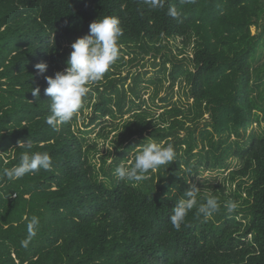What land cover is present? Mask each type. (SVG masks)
<instances>
[{"label": "trees", "instance_id": "1", "mask_svg": "<svg viewBox=\"0 0 264 264\" xmlns=\"http://www.w3.org/2000/svg\"><path fill=\"white\" fill-rule=\"evenodd\" d=\"M103 16L120 20V57L89 86L98 101L88 124L126 113L132 118L115 142L113 166L105 170L101 158L97 173L90 147L73 130L90 94L70 122L53 130L44 89L45 77L66 68L71 43ZM177 39L182 48L172 55L169 43ZM263 49L264 0H164L162 9L143 0H0V172L25 152H47L52 160L51 171L0 179V264H264V134L246 137L264 124V64L253 66ZM161 50L167 52L161 64L150 65L163 76L147 82L154 85L151 102L168 83L169 94L160 99L168 105L161 114L167 127L148 117L140 86L146 72L131 70L145 56L154 62ZM41 62L47 69L38 74L34 66ZM177 85V96L192 102L187 108L172 102ZM206 115L209 122L198 129ZM149 142L172 144L176 161L139 182L117 179L120 162ZM230 158L239 162L229 173L236 182L231 198L220 195L221 185L195 186L198 202L211 192L219 210L205 218L194 208L179 230L173 228L169 218L192 188L189 175L201 164L226 170ZM230 200L238 204L231 213ZM33 216L37 234L25 248L21 241Z\"/></svg>", "mask_w": 264, "mask_h": 264}, {"label": "clouds", "instance_id": "2", "mask_svg": "<svg viewBox=\"0 0 264 264\" xmlns=\"http://www.w3.org/2000/svg\"><path fill=\"white\" fill-rule=\"evenodd\" d=\"M150 9H162L164 0H143ZM168 14L178 19V13L169 9ZM120 20L114 16H103L89 24V33L77 38L71 43V51L66 60V68L57 71L53 77H45L47 87L45 95L51 98L49 104L50 114L46 123L53 129L59 130V126L70 122L74 115L81 109L83 98L90 90V85L102 81L105 74L118 61L120 57L119 38L122 35ZM38 74H43L47 69L44 62L35 66ZM32 95L38 96L39 86L32 88ZM29 143L26 145L28 146ZM177 153L172 144L163 146L155 142L144 144L130 161V166L120 165L114 175L117 179L127 182H139L146 179L150 171H156L160 166L170 165L176 161ZM40 170L51 171L52 160L47 152H25L21 154L19 161L11 168H5L0 172V179L6 178L15 181L26 174H35ZM201 190L193 186L184 192L172 209L170 223L176 230L181 228L186 216L196 208V215L205 218L212 217L220 204L218 199L208 192L204 202H198ZM238 207L234 201H228L227 211L233 212ZM39 219L33 216L27 223V238L21 241L22 247H27L29 242L37 234Z\"/></svg>", "mask_w": 264, "mask_h": 264}, {"label": "rangeland", "instance_id": "3", "mask_svg": "<svg viewBox=\"0 0 264 264\" xmlns=\"http://www.w3.org/2000/svg\"><path fill=\"white\" fill-rule=\"evenodd\" d=\"M251 32L252 34L256 33V30L254 27L251 29ZM169 48L171 49L170 52L172 53V55H175V53L178 52V50L182 48L181 41L179 39L175 41H171L169 43ZM165 53H167L165 50H161V52L157 55V59L154 62L152 59L153 58L152 55L145 56L144 61L140 63V64L143 63L145 65V67L143 68H141L140 64L138 65L137 63H133L131 67V70L135 74L139 73L143 75L146 72V75L142 76V79H144V83L140 85L141 92H142V98L145 101L149 100L148 104L150 107H148L149 112L147 111V113L150 115L148 117L154 120V122H156L158 126L162 125L163 127H167V121L166 122L162 121V119L165 117H161V114H163L164 107L166 108V106L168 105L167 104L164 105L160 99L164 98L165 96L169 94V91L167 89L168 83L167 81H165L162 87V90L158 93V97L153 99V102H151L149 96L152 95L154 91V85L147 82V80L163 76L162 74L160 75L157 72V70L154 71V69L151 67L150 64L152 63L157 64L158 62L161 64L162 59L164 58L162 56H164ZM168 53H169V50H168ZM151 54H154V52H152ZM188 54L190 55L189 51H188ZM132 57H134V55ZM127 59H128V56L125 55L124 60H127ZM263 64H264V49L259 50L257 59L253 66L255 68V67L262 66ZM166 67L169 70L170 65H167ZM158 68L159 67H156V69ZM128 71H129V68L127 67L124 68L123 71H121V76H125L126 72ZM127 84L129 86L131 82L128 80L126 82V85ZM181 86H184V83H182ZM179 90H180V87L178 85L174 87L175 94L173 95L172 102H180L178 106H180L181 108L182 106L183 107L186 106L187 108V106L191 104L192 102L191 100L185 99L183 96L182 97L180 96L181 98L178 97L176 93ZM87 94H90V95L86 97L84 104L86 106L87 104H89V107H87L83 111V117L78 119L76 124L73 125V130L78 136L81 135L80 137L83 138L84 148L90 147L88 158L90 162L92 163V165H94L95 170L98 173L99 167H101V164H103L101 158L106 159L104 161L105 170L110 169L113 166L112 161L113 159L116 158V155H117L115 152V148H116L115 142L118 141L117 139L121 132V128L124 122H128V120L132 118V115L130 113H126L121 118L118 115L115 120H111L108 118H101L98 121H96L93 125H89L88 122L93 117L92 115L93 110L91 108V105L98 101V97L93 91V86H92V89L90 88ZM207 122H209V118L206 115L200 121L197 128L201 129L205 124H207ZM107 126H113V127L106 129L105 127ZM187 126L190 127L191 125H187ZM193 127L194 125L190 127L192 128L191 130L194 129ZM252 128L247 132L246 137H248L249 135H252V133L255 134V136H261L264 134V124H261L260 127L254 125ZM186 134L187 133L183 131L179 133V136L180 138H183L184 136H186ZM232 140H235V138L234 139L232 138ZM201 146L202 144L198 142L197 151L200 150ZM122 150L123 149L121 148V151ZM133 157L134 155L133 153H131L129 155V158L120 162L119 165H124L126 167L130 166L129 162L133 160ZM227 163L229 164V166H228V169L226 170L218 169V168H213V169L206 168L205 165L201 164L200 167H197V173L195 174L192 173L191 175H189L188 184H190V186L192 187L199 186V185H203V186L221 185V188H223L224 191L220 192V195L225 199L227 198L230 199L232 192L236 189V182L230 181L229 173L230 171H234L238 169L239 162L233 158H230L228 159ZM98 180L99 181L103 180L102 174L98 175Z\"/></svg>", "mask_w": 264, "mask_h": 264}]
</instances>
